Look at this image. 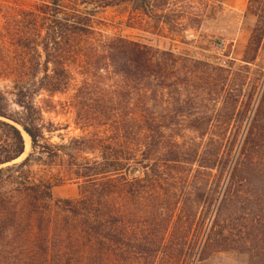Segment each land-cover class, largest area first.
Wrapping results in <instances>:
<instances>
[{
	"label": "trees",
	"instance_id": "trees-1",
	"mask_svg": "<svg viewBox=\"0 0 264 264\" xmlns=\"http://www.w3.org/2000/svg\"><path fill=\"white\" fill-rule=\"evenodd\" d=\"M105 1L103 7L121 5ZM148 3L151 8L161 9L169 0ZM76 9L77 6L74 12H78ZM43 10L46 33L25 39L27 62L21 57L15 65L0 66L15 77L13 89L18 107L6 111L0 106V125L8 131L0 167L13 164L26 153L23 132L29 136L32 149L21 164L0 169V201H4L0 218L16 223L13 217L26 211L30 220L27 237L37 230L35 240L24 239L21 256H9L3 264H205L208 255L240 249L248 253L250 264H264V209L252 213L241 210L248 177H264V91L240 152L234 157L232 142L230 151L224 150L229 141L227 131H212L208 127L212 117H200L196 112L206 106L204 96L210 92V97H217L215 102H223V113L228 117H234L243 107L241 116L246 118L256 89L254 82L250 92H245L250 80L247 73L217 68L121 36L97 33L92 19L95 11L85 10V16L65 14L69 19L63 22L57 14L49 13V6ZM249 11L257 18L244 57V62L251 64L264 43V0H251ZM26 78L33 79L37 88L29 91ZM73 87L71 107L76 125L83 132L93 130L90 137L75 140L80 145L78 154L97 157L79 163L69 155L70 164L77 167V179L82 181L79 198L55 200L52 183L31 182L25 171L32 160L45 156L53 161L67 154L66 146L50 143L55 128L44 124V109L34 103L33 97L45 92L53 98ZM244 96L246 102L241 104ZM4 101L0 92V105ZM185 121L192 123L189 128L197 137L189 138L181 130L180 122ZM179 168L202 177L194 196L199 205L211 213L219 202L206 234L203 228L196 251L188 238L182 243L172 239L159 243L133 237L124 229L129 230L127 226L134 223L128 204L131 199H144L150 191L159 200L158 178L169 174L178 178ZM230 169L224 188L219 183L211 185L205 177L215 170L221 177ZM136 173L143 177L130 180ZM6 183H15V192L26 197L23 207L12 202L5 206L7 198L2 188ZM120 192L124 193V210L117 203ZM262 196L264 205V192ZM54 207L58 212L53 215ZM251 214L258 216L257 235L248 233L244 223ZM250 237L253 239L248 241Z\"/></svg>",
	"mask_w": 264,
	"mask_h": 264
},
{
	"label": "rangeland",
	"instance_id": "rangeland-1",
	"mask_svg": "<svg viewBox=\"0 0 264 264\" xmlns=\"http://www.w3.org/2000/svg\"><path fill=\"white\" fill-rule=\"evenodd\" d=\"M87 1L0 0V13H2L0 16V49L2 51L0 66L3 67L4 63L15 65L19 63L21 57V61L25 60L27 62L25 45H28V42L25 39H34L40 33L43 35L46 33L45 27L47 26H44L45 21L42 20L43 14L41 13V11H45L44 8L49 6L52 9L49 13L52 15L57 14L63 22L69 19L68 15L71 17L73 15L85 16V10L95 11V16H92V19L97 33H102L108 37L121 36L160 50L173 51L177 55L188 57L194 61L205 62L225 70L241 71L249 75L250 80H252L248 81V85L245 86L244 90L249 93L254 82L256 89L254 91L253 106L246 118L241 116L243 107L237 109L234 117H228V113H223V102L221 100L215 102L214 100L217 97H210L208 95L210 92L205 93L204 96L207 101L206 106L201 111L196 112L200 117L203 115H207L208 118L212 117L211 122L208 124L212 131H227L228 135L226 137L229 138V141L226 143L224 150L228 152L232 142L234 146L232 154L237 157L264 91V43L254 63L244 62L245 51L257 25V18L249 11L251 0H169V4L161 9L151 8L148 3L149 0H110L121 4L113 7H103L105 0H92V4L84 5ZM76 6L78 12H74ZM161 15L164 16V19H160ZM221 42L226 44L225 53H219L217 50ZM39 51H41V48H39ZM223 61L227 63L226 66H222ZM14 79L15 77L11 75V72L8 74L0 68V92L5 98L0 106L6 111L18 109L15 103L17 97L13 89ZM26 79L29 80L26 82L29 91L37 88V83L32 82L33 79ZM77 80L80 81L81 77L77 76ZM197 85H201V82H198ZM74 89L75 87L70 92L53 98L45 92L37 93L33 97L34 103L44 109V124L51 129L53 126L55 128L50 143L55 146H66L67 154L63 153L53 161L45 156L41 160H32L25 171L31 178V182L44 181L52 183L54 185L52 192L55 200H76L79 198V184L82 181L77 179V167L70 164L72 158L69 155L75 156L79 163H86V159L93 161L97 157V154H78L80 145L75 140L90 137L93 130L83 132L76 125V115L71 107V99L75 93ZM246 98L247 96L241 98V104L246 102ZM191 124L189 121L180 122V127L189 138H195L197 135L189 128ZM172 126L174 127V125ZM7 134L6 128L0 125V155L3 154L8 145ZM234 134L236 135L235 138ZM31 150V147L28 150L26 149L23 159L2 166L0 169H7L21 164L29 156ZM194 169L196 170L197 167H194ZM176 171L180 175L178 178H174L173 174H169L168 177L165 176L162 179L158 178L156 185L158 194H161L159 200H155V194H150V191L144 199H131L128 204L131 213H133L132 222L134 223L127 226L129 230L124 224V229L133 237L150 239L159 243H164L168 239H172L176 243H182L188 238V241L195 245L194 250L196 251L197 245L202 239L203 228H205L206 234L216 216L219 202L211 213L207 211L204 205H199L196 202L194 197L197 187L203 180L202 177L194 175V173L191 174L184 168L176 169ZM230 173L231 169L223 176L218 177L219 172L215 170L209 172V175L205 177L211 185L219 183V186L221 185L224 188L228 183ZM141 177H143V174L136 173L132 174L129 179ZM248 181L247 185L249 187L246 195H243L244 202L241 210L252 213L264 209L262 203L264 177L250 176ZM16 187L15 183H6L2 188L3 197L7 198L5 206L8 202H12L15 205L19 204V207H23L28 201L24 195L15 192ZM123 194L120 192L119 196L117 195V203L121 206L120 209L124 210L126 204ZM259 195L260 198L257 199ZM3 204L4 201H0V212ZM57 212L54 207L53 215ZM257 217L251 214L244 222L245 226L249 227L248 233L258 234L259 226L257 224L259 220H257ZM13 219L16 220V223H12L10 219L2 220L0 218L1 264L9 256L12 258L21 256L24 239L35 240L37 237V230H32L29 237L25 233L29 228L27 226L30 221L26 211L20 216H16V218L13 217ZM203 224L204 226H202ZM252 239L250 237L248 241ZM246 254L248 253L242 252L241 249L217 252L208 255L204 263L250 264V257ZM199 256L198 253L197 259H199Z\"/></svg>",
	"mask_w": 264,
	"mask_h": 264
},
{
	"label": "built area",
	"instance_id": "built-area-1",
	"mask_svg": "<svg viewBox=\"0 0 264 264\" xmlns=\"http://www.w3.org/2000/svg\"><path fill=\"white\" fill-rule=\"evenodd\" d=\"M217 50L219 51V53H225L226 52V44L224 42H221L218 47ZM226 62L223 61V65L222 66H226Z\"/></svg>",
	"mask_w": 264,
	"mask_h": 264
},
{
	"label": "bare ground",
	"instance_id": "bare-ground-1",
	"mask_svg": "<svg viewBox=\"0 0 264 264\" xmlns=\"http://www.w3.org/2000/svg\"><path fill=\"white\" fill-rule=\"evenodd\" d=\"M24 137H25V141H26V149L28 150V149H30V147H31V141H30L29 137L26 136V134H24ZM24 157H25V155H23V156H22L20 159H18L17 161L23 159Z\"/></svg>",
	"mask_w": 264,
	"mask_h": 264
},
{
	"label": "water",
	"instance_id": "water-1",
	"mask_svg": "<svg viewBox=\"0 0 264 264\" xmlns=\"http://www.w3.org/2000/svg\"><path fill=\"white\" fill-rule=\"evenodd\" d=\"M137 1V0H136ZM20 130H22V128L20 127ZM23 131V130H22ZM24 134H26L25 132H23ZM26 136H28L27 134H26ZM29 137V136H28Z\"/></svg>",
	"mask_w": 264,
	"mask_h": 264
}]
</instances>
